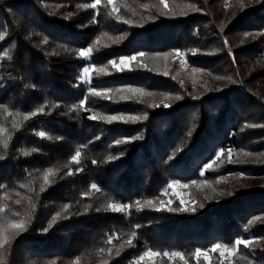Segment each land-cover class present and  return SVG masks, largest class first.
<instances>
[{
	"label": "trees",
	"instance_id": "1",
	"mask_svg": "<svg viewBox=\"0 0 264 264\" xmlns=\"http://www.w3.org/2000/svg\"><path fill=\"white\" fill-rule=\"evenodd\" d=\"M92 2L0 0V127L10 137L7 149L0 145V203L21 215L35 203L5 264H135L149 249L160 255L140 264H264V0H167L174 15L162 14L159 0H114L131 23L109 16L107 0L83 7ZM97 37L98 50L79 57ZM141 52L130 70L109 64ZM105 66L91 83L79 79L84 67ZM92 87L113 89V98L89 97L79 107ZM128 88L152 95L121 100L133 94L115 90ZM93 113L146 118L108 123L89 119ZM77 149L79 164L70 163ZM220 149L224 162L205 170ZM49 168L57 170L54 183L40 192ZM173 181L189 187L168 188ZM137 200L156 207L138 210ZM161 201L196 210L168 211ZM110 202L130 207L114 212ZM236 239L254 243L231 257L195 256Z\"/></svg>",
	"mask_w": 264,
	"mask_h": 264
},
{
	"label": "snow or ice",
	"instance_id": "2",
	"mask_svg": "<svg viewBox=\"0 0 264 264\" xmlns=\"http://www.w3.org/2000/svg\"><path fill=\"white\" fill-rule=\"evenodd\" d=\"M108 5H113L112 9L108 12L109 16L115 15L116 19L121 20L124 23H131V21L129 20H124L122 16L117 15V13L119 12V9L115 7L114 5V0H107ZM160 5H162V14L164 15H168V14H175L174 12L171 11V9H169V5L167 0H159ZM101 5V0H94V2H92L89 5H84L83 7H87V8H91L93 10L97 9V7ZM148 5H144V7H147ZM155 7V6H153ZM194 7V6H193ZM93 22H95V18L93 19ZM106 35V34H105ZM245 35H250V34H245ZM3 34H0V39H3ZM122 38V37H121ZM47 41L45 40V43ZM225 43H227V41H225ZM101 45V38L97 37V39L93 42L92 45H90L87 48H82L80 50H78L77 55L83 59H89L92 55L94 51L98 50V47ZM104 47H108V45H103ZM195 54V53H193ZM165 58H167L169 55H171V53H164L163 54ZM175 55L177 57L183 56L184 54L181 53L179 50H176ZM4 56L8 57L9 59L11 58L8 52L4 53ZM145 56V53L141 52V53H137L134 56H128V57H120L119 63H117V61L112 60L109 61V64L112 66L113 69L118 70V71H123L125 69H129L130 70V62L131 61H136L138 57H143ZM140 67H146V65L143 64H139ZM195 71V70H194ZM107 73V66L102 67V68H94V67H84L82 70V74L80 75L79 79L85 83H91V79H92V75H101V74H106ZM167 74V73H165ZM113 92V89H104L103 91H98L96 88L92 87L88 89V96H86L84 99H82L80 101V105L79 107L83 108L85 103L87 102L89 97H102V98H107V99H112L113 97L111 95H109L110 93ZM115 92L117 93H122V92H129L132 93L133 96H129V95H121L119 98L121 100H128V99H133L134 96L136 94H138L139 96H151L152 93H145L143 89H136V88H128V89H116ZM176 99H180L179 96L176 97ZM152 106H157V105H152ZM165 107H169L170 105L165 104ZM2 107V106H0ZM76 107V106H74ZM44 109L43 107L36 109V111L24 115L23 119L24 120H28L30 118V116H34L36 115L38 112H43ZM11 114V113H9ZM17 115H20L19 113H17ZM146 118V116H123V115H112V116H104V115H99L96 113H93L91 116H89V119L92 120H103L106 121L108 123H112L114 121H135V120H140V119H144ZM14 127L19 128L20 124L18 123H14ZM7 132V129L0 127V145L3 146L4 149H7L8 147V143H9V138L10 137H6L4 136V133ZM39 135L41 137H44L46 134L44 132H40ZM189 135H191V132H189ZM50 138V137H49ZM59 139V138H57ZM126 141H121V140H117L116 143H123ZM32 151H35V149H33ZM224 149H220L219 152L216 154L215 160L211 161L209 164H205L204 165V169H210L213 167V165L217 164V161H219L221 164L224 162V160L222 159V157L224 156ZM23 154L25 156L30 155V152L25 151L23 152ZM244 155H250L249 153H244ZM81 156V150L77 149L75 151V154L71 157V161L70 163H76L79 164V157ZM232 156H233V151L232 149H228L227 150V161L229 163L234 162L232 160ZM0 159H3V156H0ZM111 159V157H110ZM93 163H95V161H93ZM218 166V165H217ZM57 170H54L52 168H49L47 170H45L42 173V183L40 184V188L39 191L43 192L45 191L46 187L48 185H50L51 183H54V180L50 179V177H55ZM68 175H72L73 172L71 169H69V171L67 172ZM31 183V181L29 182ZM193 185H196L197 187H200V185H198L196 183V181L192 182ZM176 186H180L183 188H188L189 185L184 184L181 185L179 181H173L168 185V188H175ZM0 187H3L2 185H0ZM21 187H28L29 191H32L33 189H31L29 187V185L25 184V185H21ZM93 189H96V185H92ZM162 194H167V190H165L164 193ZM17 195H20L19 193H17ZM176 195H179L178 193H176ZM7 200H11V196L7 195V193L5 194V201ZM29 200L31 201V198H29ZM185 202L181 199V204L183 205ZM14 204L16 205H21L22 204V200L21 199H16L14 201ZM161 206L166 207L168 211H192L194 212L196 209L195 207H180V208H172L170 207L171 201L168 202V205H164V202L161 201L160 202ZM135 206L137 207V209H142L145 207H156V203L153 200H145L143 202L137 200L135 202ZM68 205L64 206V211H67L68 209ZM129 205H125V204H119V203H108L106 208L108 210H112L114 212H126L127 209L129 208ZM201 207H203V205H201ZM34 209H35V203L31 202L29 205V210L25 215H21V213L19 211L17 212H13L11 206L7 203H0V264H5L6 259H7V252L8 249L12 246V242L16 239L17 236H19L21 233L27 231L28 225L31 223L32 220V216L34 214ZM159 210V209H158ZM97 211H99V209H97ZM62 213H56L55 216L52 217L51 221L49 222L48 226L46 228H44L42 231L47 232L49 231V229H51L53 227V225L57 222L58 219L61 218ZM259 219V218H257ZM251 223V222H250ZM132 237H135L136 233L133 232ZM109 242H111L109 240ZM127 245H131L132 244V238H130L127 242ZM254 242L251 240H247V239H236L234 241V245L229 247L228 245H223V244H215L211 249L202 252L201 249H196L195 251V256L197 258V260H199V257L201 255L205 256V258L207 259V252H216V251H220L221 256L224 255L225 252L228 253V256L231 257L233 255L236 254V252L238 251L239 246L243 245L244 247H249L253 244ZM123 245L121 246L120 249H118L116 251V255H120V252L123 250ZM101 253L104 252V249H100L99 250ZM109 252H111V249H109ZM160 253L159 252H153L151 249L147 250L142 256H140L139 261H136L135 264H140V261H143L145 259V257H155V256H159ZM164 256H172V257H180L181 259H184V256L182 253L180 252H173V253H168V252H164L163 253ZM50 264H55V261L50 262ZM75 264H80L79 260L75 261ZM103 264H108L107 261H104Z\"/></svg>",
	"mask_w": 264,
	"mask_h": 264
},
{
	"label": "rangeland",
	"instance_id": "3",
	"mask_svg": "<svg viewBox=\"0 0 264 264\" xmlns=\"http://www.w3.org/2000/svg\"><path fill=\"white\" fill-rule=\"evenodd\" d=\"M253 177H254V176H253ZM251 179H252L251 181H253V182H258V181H260V179L258 180L256 176H255L254 178H251Z\"/></svg>",
	"mask_w": 264,
	"mask_h": 264
}]
</instances>
